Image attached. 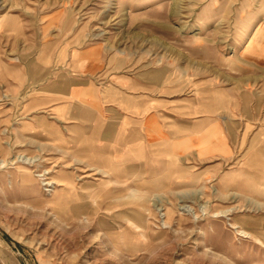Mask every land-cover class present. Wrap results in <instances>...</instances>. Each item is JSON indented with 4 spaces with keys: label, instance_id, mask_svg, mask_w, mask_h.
<instances>
[{
    "label": "rangeland",
    "instance_id": "1",
    "mask_svg": "<svg viewBox=\"0 0 264 264\" xmlns=\"http://www.w3.org/2000/svg\"><path fill=\"white\" fill-rule=\"evenodd\" d=\"M61 5L74 12L71 30L152 65L154 50H175L174 61L191 53L229 73L257 29L264 38V0H0V53ZM249 69L243 58L245 99L256 91ZM31 85L0 68V264H264V187L248 196L219 186L249 139L222 162L195 157L156 179L131 177L53 139L27 107Z\"/></svg>",
    "mask_w": 264,
    "mask_h": 264
},
{
    "label": "crops",
    "instance_id": "2",
    "mask_svg": "<svg viewBox=\"0 0 264 264\" xmlns=\"http://www.w3.org/2000/svg\"><path fill=\"white\" fill-rule=\"evenodd\" d=\"M73 13L67 5L52 9L40 21L39 33L27 32V18L12 15L25 30L11 36L8 57L0 53L1 69L32 82L27 107L38 109L33 114H40L39 121L52 131L53 139L99 169L149 179L195 157L201 163L222 162L238 148L241 152L243 141L249 139L243 164L221 177L219 186H232L248 196L264 187L260 28L251 38L259 39L239 53L233 71L227 73L226 67L221 71L208 58L197 60L191 53L174 61L172 54H180L175 50L164 56L154 50L152 59L161 61L147 64L146 53L114 49L107 41L79 34L76 26L71 30ZM243 58L250 68L246 78L256 86L249 99L243 98ZM31 125L27 122L25 129Z\"/></svg>",
    "mask_w": 264,
    "mask_h": 264
},
{
    "label": "bare ground",
    "instance_id": "3",
    "mask_svg": "<svg viewBox=\"0 0 264 264\" xmlns=\"http://www.w3.org/2000/svg\"><path fill=\"white\" fill-rule=\"evenodd\" d=\"M25 159V158H24ZM26 160V159H25ZM29 161V160H28ZM30 163H31V161H30ZM24 164H28V163H24ZM54 184H56L55 182H48L47 183V186H50V187H52Z\"/></svg>",
    "mask_w": 264,
    "mask_h": 264
}]
</instances>
